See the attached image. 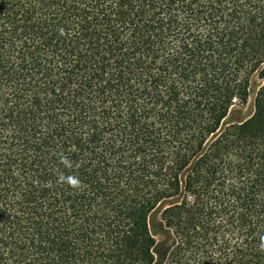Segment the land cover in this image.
<instances>
[{
	"label": "trees",
	"instance_id": "16d2710c",
	"mask_svg": "<svg viewBox=\"0 0 264 264\" xmlns=\"http://www.w3.org/2000/svg\"><path fill=\"white\" fill-rule=\"evenodd\" d=\"M0 264H264V0H0Z\"/></svg>",
	"mask_w": 264,
	"mask_h": 264
},
{
	"label": "rangeland",
	"instance_id": "374dc122",
	"mask_svg": "<svg viewBox=\"0 0 264 264\" xmlns=\"http://www.w3.org/2000/svg\"><path fill=\"white\" fill-rule=\"evenodd\" d=\"M258 79L255 77L252 81V86H251V94H250V98H249V101L248 103L243 107H236L237 110L238 109H241V111L244 113V114H249L252 110H253V99H254V95H255V92L257 90V87H258Z\"/></svg>",
	"mask_w": 264,
	"mask_h": 264
}]
</instances>
